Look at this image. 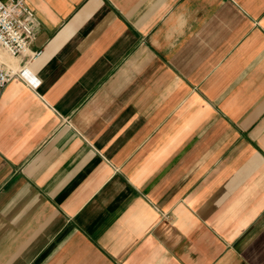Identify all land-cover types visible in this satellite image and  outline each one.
Segmentation results:
<instances>
[{"label": "crops", "instance_id": "crops-1", "mask_svg": "<svg viewBox=\"0 0 264 264\" xmlns=\"http://www.w3.org/2000/svg\"><path fill=\"white\" fill-rule=\"evenodd\" d=\"M26 3L0 264H264V0Z\"/></svg>", "mask_w": 264, "mask_h": 264}, {"label": "built area", "instance_id": "built-area-1", "mask_svg": "<svg viewBox=\"0 0 264 264\" xmlns=\"http://www.w3.org/2000/svg\"><path fill=\"white\" fill-rule=\"evenodd\" d=\"M37 19L26 0H0V50L11 58L26 56L36 60L40 53L30 52ZM25 76V68L12 69L0 60V91L14 78Z\"/></svg>", "mask_w": 264, "mask_h": 264}, {"label": "rangeland", "instance_id": "rangeland-1", "mask_svg": "<svg viewBox=\"0 0 264 264\" xmlns=\"http://www.w3.org/2000/svg\"><path fill=\"white\" fill-rule=\"evenodd\" d=\"M0 54H1V57L4 59V62H5L7 65H9L11 62L15 63V62H14L15 60L9 58L4 52H1V51H0ZM9 67L13 68V66H9ZM14 67H15V65H14Z\"/></svg>", "mask_w": 264, "mask_h": 264}, {"label": "bare ground", "instance_id": "bare-ground-1", "mask_svg": "<svg viewBox=\"0 0 264 264\" xmlns=\"http://www.w3.org/2000/svg\"><path fill=\"white\" fill-rule=\"evenodd\" d=\"M1 52H4V51H2V50H0ZM5 53V52H4ZM6 54V53H5ZM7 55V54H6ZM8 56V55H7ZM9 57V56H8ZM9 58H11V57H9ZM11 59H14V58H11ZM0 60L2 61V62H4V59L1 57V54H0ZM5 63V62H4ZM6 64V63H5ZM7 65V64H6ZM8 66V65H7ZM9 67V66H8ZM11 68V67H10ZM12 69H17V68H15V67H13Z\"/></svg>", "mask_w": 264, "mask_h": 264}]
</instances>
